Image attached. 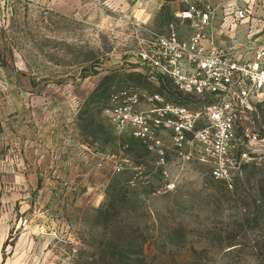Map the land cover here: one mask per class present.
<instances>
[{
  "label": "rangeland",
  "instance_id": "374dc122",
  "mask_svg": "<svg viewBox=\"0 0 264 264\" xmlns=\"http://www.w3.org/2000/svg\"><path fill=\"white\" fill-rule=\"evenodd\" d=\"M206 6L215 46L249 57L264 0H0V264H264V146L222 180L104 115L124 89L199 108L136 54ZM253 119L264 138V103Z\"/></svg>",
  "mask_w": 264,
  "mask_h": 264
},
{
  "label": "built area",
  "instance_id": "2783aa9c",
  "mask_svg": "<svg viewBox=\"0 0 264 264\" xmlns=\"http://www.w3.org/2000/svg\"><path fill=\"white\" fill-rule=\"evenodd\" d=\"M231 11L223 21L226 28L246 18V9ZM179 19L195 31L189 38H180L171 24L166 34L150 36L136 56L151 80L169 81L199 108L191 110L185 100L170 103L159 95L124 89L112 95L104 115L119 134L129 132L151 149L161 148L158 135L168 134L176 155L192 158L204 153L212 160L215 177L229 180L232 170L264 146L253 119L257 106L264 103V38L246 57L235 47L215 46L209 6L190 7ZM141 97L147 108L141 106Z\"/></svg>",
  "mask_w": 264,
  "mask_h": 264
},
{
  "label": "crops",
  "instance_id": "0c3cea01",
  "mask_svg": "<svg viewBox=\"0 0 264 264\" xmlns=\"http://www.w3.org/2000/svg\"><path fill=\"white\" fill-rule=\"evenodd\" d=\"M142 107H143V108H147V107H148V105H147V104H146V105L144 104V105H142Z\"/></svg>",
  "mask_w": 264,
  "mask_h": 264
}]
</instances>
